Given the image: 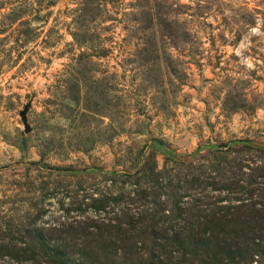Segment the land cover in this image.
<instances>
[{"label": "rangeland", "instance_id": "rangeland-1", "mask_svg": "<svg viewBox=\"0 0 264 264\" xmlns=\"http://www.w3.org/2000/svg\"><path fill=\"white\" fill-rule=\"evenodd\" d=\"M235 219L262 234L264 0H0V264L121 229L162 237L128 264H218L174 241Z\"/></svg>", "mask_w": 264, "mask_h": 264}, {"label": "trees", "instance_id": "trees-1", "mask_svg": "<svg viewBox=\"0 0 264 264\" xmlns=\"http://www.w3.org/2000/svg\"><path fill=\"white\" fill-rule=\"evenodd\" d=\"M104 221L105 219H100ZM229 222H233L236 227L230 226L229 230L227 232H223L225 236L222 238L218 237V234L215 232H211L209 237H201L199 232H192L189 235L184 236V239L186 241L178 242L174 241V243L177 245V247H181L182 244H185L184 242H187L189 246H193V249L195 252H199V254L205 253L206 249H204V246H211L217 250V253L219 257L217 256V253H213V259L218 264H230V263H243L244 264V255L246 254L250 244L260 247L262 250V254L264 256V229L260 230L259 232L262 233L257 238H252L248 236V232L246 229H243V226L245 225V221H240L237 219L230 220ZM115 234H110L106 232V234H102L100 232H91V231H82V248L78 249L77 252H73L72 250L69 252L72 255L75 253L77 256H79L84 264H100V260L107 258L108 255H112V257H119V255H123L121 258V262L123 264H128V261H131L132 253L130 254V247L135 245L134 243H130L131 241L135 240L136 238H146V236L153 237L155 239L160 238L159 234L157 232H152L150 234L147 233V231H141L133 233L132 235L126 233L125 231L118 230L114 232ZM172 239L178 238L180 233L173 232ZM184 234V233H183ZM103 237L112 239L109 244L105 243ZM164 239H168L167 237H164ZM162 239V237L160 238ZM256 239L257 243L254 242ZM252 240V242H250ZM156 242V241H155ZM157 245V244H153ZM186 245V244H185ZM74 246L72 247V249ZM75 249V248H74ZM76 251V250H75ZM179 253V252H177ZM146 255L144 257L143 255ZM65 256V255H64ZM67 256V255H66ZM65 256V258H66ZM225 256L229 259V257H240V261L236 262L229 259V263H225L224 259ZM137 257H139L140 260H142L141 264H180L179 262H176L177 256L173 257V259H168L167 262H163L164 260L158 259V257L155 255V250L152 252H147L146 250L142 249V255L137 254ZM146 258V259H145ZM180 258L179 260H181ZM66 261H62L60 264H76L73 260L69 261L67 263Z\"/></svg>", "mask_w": 264, "mask_h": 264}]
</instances>
